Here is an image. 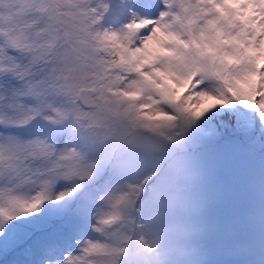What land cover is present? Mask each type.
<instances>
[{"label": "snow or ice", "instance_id": "obj_1", "mask_svg": "<svg viewBox=\"0 0 264 264\" xmlns=\"http://www.w3.org/2000/svg\"><path fill=\"white\" fill-rule=\"evenodd\" d=\"M0 264H264V0H0Z\"/></svg>", "mask_w": 264, "mask_h": 264}]
</instances>
